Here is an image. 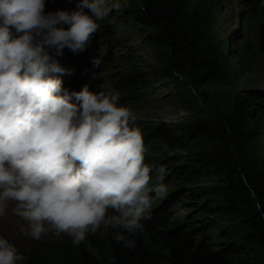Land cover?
Instances as JSON below:
<instances>
[{
	"label": "clouds",
	"instance_id": "9594fccd",
	"mask_svg": "<svg viewBox=\"0 0 264 264\" xmlns=\"http://www.w3.org/2000/svg\"><path fill=\"white\" fill-rule=\"evenodd\" d=\"M46 2L0 0V217L14 203L13 214L27 224L21 232L35 240L63 233L79 245L104 225L127 233L116 231L115 239L132 248L151 194L167 192L166 169L155 168L158 183L150 187L153 166L144 162L141 131L131 126L132 111L118 106V92L101 91L97 78L70 92L56 78L64 71L57 57L85 51L109 14L106 0L48 13ZM101 62L92 60L94 67ZM24 259L0 236V264Z\"/></svg>",
	"mask_w": 264,
	"mask_h": 264
},
{
	"label": "trees",
	"instance_id": "16d2710c",
	"mask_svg": "<svg viewBox=\"0 0 264 264\" xmlns=\"http://www.w3.org/2000/svg\"><path fill=\"white\" fill-rule=\"evenodd\" d=\"M205 1L188 4L187 0H141V7L132 15L137 26L153 31L151 43L167 52L168 70L192 88L222 74L219 54L211 50L203 36L205 22L201 21L200 8ZM243 3L248 6L246 27L249 30L255 24L256 48L264 54V0ZM85 11L90 14L88 9ZM102 24L105 26L100 35L108 40L112 28L119 23L108 17ZM98 39L94 33L80 55L92 53ZM131 57L134 56L128 51L120 61L127 62ZM237 57L243 58L240 51L229 58L233 61ZM86 64L93 66L92 60ZM245 73L241 68L237 83ZM157 82L150 73L135 66L117 74L99 90L118 92L124 104L125 98L134 102L140 94L152 91ZM189 134L193 139L202 137L215 142L222 149L198 159L196 167L181 163L178 157L162 165L166 169L164 176L170 175L171 180L188 187L175 202L185 212L181 219L174 221L167 213L157 211L150 222L142 223L143 231L132 235V248L115 239L116 231L128 234L111 226L106 227L104 237L89 233L79 245H73L66 234H48L23 255L21 264H264V163L262 170L253 173L242 163L246 143L264 137V92L241 90L230 112H215ZM146 138L150 143L162 141L172 153L188 148L183 132L173 133L163 127L143 135ZM165 159L161 157V161ZM204 174L223 178L225 185L189 188Z\"/></svg>",
	"mask_w": 264,
	"mask_h": 264
},
{
	"label": "rangeland",
	"instance_id": "374dc122",
	"mask_svg": "<svg viewBox=\"0 0 264 264\" xmlns=\"http://www.w3.org/2000/svg\"><path fill=\"white\" fill-rule=\"evenodd\" d=\"M194 1L187 0V3L190 4ZM117 2L120 7L112 8L111 5ZM77 3L78 0H47L45 13L58 9L76 10ZM141 5V0H106V6L110 11L104 19L114 17L119 23L117 27L112 28L111 37L114 40L111 41L109 36L108 40H105L102 34L100 35L103 26H105L102 24L104 19L97 21L99 25L96 32L99 36L98 45L93 48L92 53L85 54L84 60L86 62L100 58L102 61L100 66L96 67L100 70L97 86L103 82L111 83L110 80H113L117 74L135 66H140L142 70L157 79V87L152 91L140 94L137 99H131L134 102L128 98L124 99V104H121L120 98L118 101V106H125L132 111L135 121L131 126L139 128L142 137L163 127L173 133L183 132L185 139L188 140L187 151L178 150L172 153L160 140L150 143L149 138L143 139L146 149L144 162L153 166V172L150 173L152 179L149 186L151 187L158 183V174L155 172V168L165 164L166 160L178 157L181 163L196 167L198 159L213 156L222 149L221 146L208 139L190 138L189 133L196 127V124L207 122L215 112H230L241 90L264 92V54L257 51L256 48L255 24L252 23L249 30L246 27L248 6L243 3V0H207L202 3L200 8L201 21L205 22L203 36L211 50L219 54L218 63L222 68V74L216 80L207 81L202 86L192 88L186 85L180 76L168 70L167 52L154 46L150 41L153 31L143 29L134 22L132 15ZM67 27L66 25L65 28ZM93 34L91 38H93ZM128 51L134 57H131V60L127 62H121L120 57L125 56ZM238 51L243 58L237 57L231 61L229 58L231 54ZM76 58L77 60L74 62L77 68L85 69L79 53ZM241 68H245L246 73L237 83L236 76ZM79 76L78 73L77 77ZM90 91L99 92L95 88H91ZM161 157L166 159L161 161ZM242 163L250 173L262 170L264 137L246 143ZM162 183L167 186L166 194L160 197L155 196V193L151 194L153 204L149 216L141 223L150 222L159 210L165 215L167 213L174 221L184 216L185 212L182 208H178L175 202L180 199L181 193L185 192L188 187L171 180L170 175L164 176ZM224 185L223 178L204 174L189 188L214 189L222 188ZM181 189L183 190L178 193ZM164 203L165 205L161 209L160 206ZM12 207H14V203H10L6 216L0 217V236L13 244L19 254L24 255L39 240L21 232V226L27 227V224L13 214ZM112 214L110 210L109 215ZM96 232L104 237L106 226L101 225ZM48 234L53 235L52 232ZM41 239H44V236Z\"/></svg>",
	"mask_w": 264,
	"mask_h": 264
},
{
	"label": "water",
	"instance_id": "95a60500",
	"mask_svg": "<svg viewBox=\"0 0 264 264\" xmlns=\"http://www.w3.org/2000/svg\"><path fill=\"white\" fill-rule=\"evenodd\" d=\"M64 55L67 56V60L69 62L73 61L75 59V54H73L71 51H69L68 49L64 50ZM59 57H57L58 59ZM183 85H185V83H182Z\"/></svg>",
	"mask_w": 264,
	"mask_h": 264
}]
</instances>
